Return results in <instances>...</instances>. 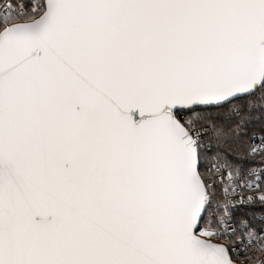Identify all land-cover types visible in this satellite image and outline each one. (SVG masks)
<instances>
[{
  "label": "snow or ice",
  "instance_id": "1",
  "mask_svg": "<svg viewBox=\"0 0 264 264\" xmlns=\"http://www.w3.org/2000/svg\"><path fill=\"white\" fill-rule=\"evenodd\" d=\"M0 264H264V0H0Z\"/></svg>",
  "mask_w": 264,
  "mask_h": 264
}]
</instances>
